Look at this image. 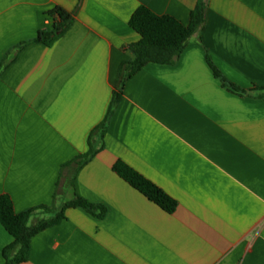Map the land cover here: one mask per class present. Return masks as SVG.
Returning a JSON list of instances; mask_svg holds the SVG:
<instances>
[{"label":"crops","instance_id":"1","mask_svg":"<svg viewBox=\"0 0 264 264\" xmlns=\"http://www.w3.org/2000/svg\"><path fill=\"white\" fill-rule=\"evenodd\" d=\"M203 1L204 25L176 61L127 80L96 131L134 60V11L187 26L197 0H0V195L16 213L75 194L105 209H67L23 264H264V0ZM55 8L72 14L68 30L50 47L23 45ZM89 143L96 153L79 167ZM117 161L175 212L118 177ZM50 216L36 210L29 224ZM12 242L0 224V264Z\"/></svg>","mask_w":264,"mask_h":264},{"label":"trees","instance_id":"2","mask_svg":"<svg viewBox=\"0 0 264 264\" xmlns=\"http://www.w3.org/2000/svg\"><path fill=\"white\" fill-rule=\"evenodd\" d=\"M47 17L52 19L51 28L40 31L34 40L23 45L41 43L50 47L68 30L72 22V14L60 8L49 11ZM205 18L206 5L203 0H197L187 26L182 25L171 16L156 15L144 6H139L134 11L128 22L129 27L140 37L137 43L130 46V50L134 53V60L125 61L120 65L115 82V91L107 116L96 128V131L104 128L107 119L120 99L126 81L149 63L172 65L182 53L188 40L202 29ZM209 65L214 76L221 79L228 90L235 93L244 92L226 83L217 70L211 64ZM5 66L4 62H2L0 71ZM257 90L264 91V89ZM94 132H92V135ZM89 146L88 152L79 158V167L84 166L96 153L90 143ZM112 171L164 212L168 214L175 212L177 202L174 199L125 163L121 161L115 162ZM71 208H82L96 217H101L105 211L103 207L90 204L81 196L75 194L73 200L64 203L59 209L55 207H39L38 209L16 213L11 199L7 195H0V224L13 238L12 244L3 250L4 264L26 263L30 255L32 238L64 220L65 211ZM36 210H41L51 216L48 219H41L30 225V217ZM96 212L99 213L96 214Z\"/></svg>","mask_w":264,"mask_h":264},{"label":"built area","instance_id":"3","mask_svg":"<svg viewBox=\"0 0 264 264\" xmlns=\"http://www.w3.org/2000/svg\"><path fill=\"white\" fill-rule=\"evenodd\" d=\"M44 23H45V25H48V26H49V25H51V23H52V19L49 18V17H46Z\"/></svg>","mask_w":264,"mask_h":264}]
</instances>
